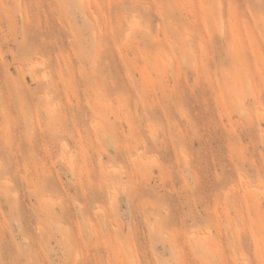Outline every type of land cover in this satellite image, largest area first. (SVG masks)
Returning <instances> with one entry per match:
<instances>
[{"label":"rangeland","instance_id":"1","mask_svg":"<svg viewBox=\"0 0 264 264\" xmlns=\"http://www.w3.org/2000/svg\"><path fill=\"white\" fill-rule=\"evenodd\" d=\"M0 264H264V0H0Z\"/></svg>","mask_w":264,"mask_h":264},{"label":"bare ground","instance_id":"2","mask_svg":"<svg viewBox=\"0 0 264 264\" xmlns=\"http://www.w3.org/2000/svg\"><path fill=\"white\" fill-rule=\"evenodd\" d=\"M205 245V244H204ZM206 246V245H205ZM213 248V247H212ZM215 257V256H214Z\"/></svg>","mask_w":264,"mask_h":264}]
</instances>
